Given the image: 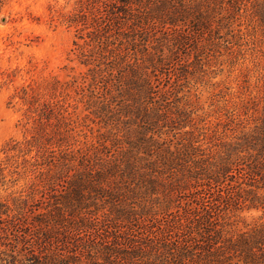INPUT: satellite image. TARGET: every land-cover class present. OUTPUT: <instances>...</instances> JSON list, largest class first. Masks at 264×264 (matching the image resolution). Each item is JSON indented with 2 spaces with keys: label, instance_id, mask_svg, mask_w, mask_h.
<instances>
[{
  "label": "trees",
  "instance_id": "16d2710c",
  "mask_svg": "<svg viewBox=\"0 0 264 264\" xmlns=\"http://www.w3.org/2000/svg\"><path fill=\"white\" fill-rule=\"evenodd\" d=\"M245 1H78L66 20L83 42L74 43L77 60L93 81L107 70L106 85L122 116L139 121L140 137L93 177L94 166L76 174L52 210L0 202V264H264L263 226L227 233L235 211L264 209V116L207 153L193 146L198 140L172 151L162 138L163 127H187L177 66L198 58L204 42L238 36ZM249 2L264 32V0Z\"/></svg>",
  "mask_w": 264,
  "mask_h": 264
},
{
  "label": "rangeland",
  "instance_id": "374dc122",
  "mask_svg": "<svg viewBox=\"0 0 264 264\" xmlns=\"http://www.w3.org/2000/svg\"><path fill=\"white\" fill-rule=\"evenodd\" d=\"M78 1L0 0V202L10 207L20 199L52 210L76 174L94 166L93 177L98 165L140 137L139 121L122 116L118 95L106 85L107 70L93 81L77 60L74 43L83 42L66 20ZM249 1L234 24L238 36L204 42L197 60L192 53L177 66L180 122L187 127L180 133L163 127L172 151L196 140L194 147L212 151L260 124L264 32ZM259 194L264 197V189ZM229 225L228 237L264 227V209L235 211Z\"/></svg>",
  "mask_w": 264,
  "mask_h": 264
}]
</instances>
